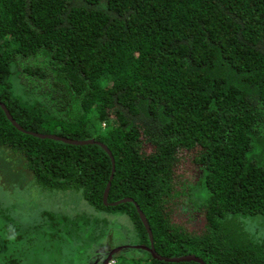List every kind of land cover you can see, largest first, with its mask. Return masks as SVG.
<instances>
[{
  "label": "trees",
  "instance_id": "trees-1",
  "mask_svg": "<svg viewBox=\"0 0 264 264\" xmlns=\"http://www.w3.org/2000/svg\"><path fill=\"white\" fill-rule=\"evenodd\" d=\"M1 103L0 148L39 186L131 221L147 257L112 264H200L154 258L136 206L164 259L264 264V0H0ZM111 173L107 203H132L103 205ZM20 239L0 227V264Z\"/></svg>",
  "mask_w": 264,
  "mask_h": 264
},
{
  "label": "rangeland",
  "instance_id": "rangeland-1",
  "mask_svg": "<svg viewBox=\"0 0 264 264\" xmlns=\"http://www.w3.org/2000/svg\"><path fill=\"white\" fill-rule=\"evenodd\" d=\"M199 194L198 189L193 198L204 204L206 197ZM0 205V227L5 238L21 236L20 241L13 242L18 251L12 247L14 260L20 264H104L110 254L107 248L119 249L139 241L126 216L97 213L77 192L42 188L22 160L3 148H0ZM172 214L189 232L202 228L200 212L179 208ZM104 218L107 226L102 224ZM246 227L257 233L256 238L264 237L263 221H247ZM97 235L105 236L98 239ZM9 250L7 243L8 253ZM139 254L147 257L145 251L131 248L115 253L114 257Z\"/></svg>",
  "mask_w": 264,
  "mask_h": 264
},
{
  "label": "water",
  "instance_id": "water-1",
  "mask_svg": "<svg viewBox=\"0 0 264 264\" xmlns=\"http://www.w3.org/2000/svg\"><path fill=\"white\" fill-rule=\"evenodd\" d=\"M0 106L3 109V111L5 112L6 117L19 129L20 127L12 120V118L9 115V113L7 112L5 106L2 103L0 104ZM30 134L33 136L39 137V138H51V139L63 141L67 144H74V145H85V144L97 143L92 139H89L86 141L85 140L84 141H77V140H71V139H67V138L57 137L54 135H42V134H37V133H30ZM97 144L101 145L108 152L107 148L104 145H102L100 143H97ZM113 171H114V169H112V173H113ZM112 173L109 177V181H108V183L105 187L104 193H103V205L118 206V205L124 204V203H132L133 200L131 198L121 199V200L116 201L114 203H109V204L107 203V198H108V193H109V189H110V185H111V180L113 178ZM136 210H137V213L139 215L140 221H141L144 229L146 230V232L149 236V240L151 242V246H150L149 250H150V252L154 258H156L158 260H164V261H182V262L195 261V262H198L200 264H203L202 260L197 259L195 256H192V255L183 256V257H179V258H173V259H164V258L160 257L159 255H157L154 251V248H153L152 234H151V230L149 228V225L147 223V220H146L145 216L141 213L139 207L136 206ZM125 248H129V247L128 246L122 247V248L120 247L119 249H116L114 252H111L109 254L108 258L105 260L104 264H107L110 261H112L114 255H115L114 253H119Z\"/></svg>",
  "mask_w": 264,
  "mask_h": 264
},
{
  "label": "flooded vegetation",
  "instance_id": "flooded-vegetation-1",
  "mask_svg": "<svg viewBox=\"0 0 264 264\" xmlns=\"http://www.w3.org/2000/svg\"><path fill=\"white\" fill-rule=\"evenodd\" d=\"M124 247H126V245H124ZM107 250H108V252H114L116 249H109V248H107ZM115 254V253H114Z\"/></svg>",
  "mask_w": 264,
  "mask_h": 264
},
{
  "label": "built area",
  "instance_id": "built-area-1",
  "mask_svg": "<svg viewBox=\"0 0 264 264\" xmlns=\"http://www.w3.org/2000/svg\"><path fill=\"white\" fill-rule=\"evenodd\" d=\"M110 264H112V262Z\"/></svg>",
  "mask_w": 264,
  "mask_h": 264
}]
</instances>
